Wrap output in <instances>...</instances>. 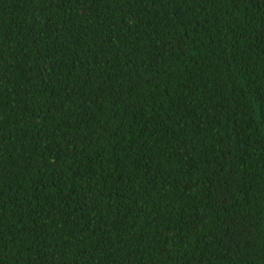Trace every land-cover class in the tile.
Segmentation results:
<instances>
[{
	"label": "trees",
	"instance_id": "trees-1",
	"mask_svg": "<svg viewBox=\"0 0 264 264\" xmlns=\"http://www.w3.org/2000/svg\"><path fill=\"white\" fill-rule=\"evenodd\" d=\"M0 264H264V0H0Z\"/></svg>",
	"mask_w": 264,
	"mask_h": 264
}]
</instances>
